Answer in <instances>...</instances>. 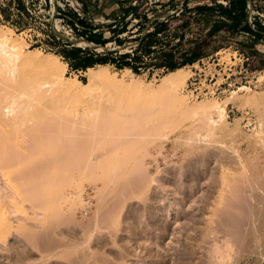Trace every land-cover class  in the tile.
Segmentation results:
<instances>
[{
    "label": "rangeland",
    "instance_id": "obj_1",
    "mask_svg": "<svg viewBox=\"0 0 264 264\" xmlns=\"http://www.w3.org/2000/svg\"><path fill=\"white\" fill-rule=\"evenodd\" d=\"M215 4H222L223 6L229 7L226 0H0V26L5 30L7 28L11 29L13 37L19 40V43L22 42V46L26 51L37 48L43 53H52L56 55L60 61L65 62L61 55L55 54V52H59L63 49L64 45L59 42V40H62L64 43H69L71 47L81 48L82 50H93V52L96 53L117 51L118 56L123 54H130L133 56L137 54L141 57V60L137 61V63L128 59V62L134 64L138 69L137 72L130 69L134 74L125 72V68H119L115 63L106 64L111 75H115L114 79L118 83L117 86L119 87V91L122 92L121 99H123L124 96L127 99H123L125 102L119 99L116 101V99H114V103L109 98H104L101 101V104L107 108V110L109 109V112L107 111L108 113L105 112V115L109 119H114V115L117 116V118L119 117L118 119L120 121H123L129 116L127 120H130L128 122L130 125L127 124L123 127L122 131L124 134L120 133L122 132L121 129H119L117 133V135L123 136V138L121 137L123 141H120L123 143L120 147V151H118L120 145L118 140H120V137L117 136V139L112 137V135L116 136L115 132H117V129H114L115 131L113 130L112 132L111 127L108 128L101 122L103 126L99 127L100 130L98 129L97 133H100V136L104 134L105 138L101 137L102 139H100L97 133L96 135L98 137H95V134L91 135V137H95L93 142L94 148L96 142L98 145L104 147L103 143H106V140L103 139H107L108 136L112 134L111 138L109 137V139H107V142L112 141L113 145L105 146L106 149L103 147L101 149L96 146L100 149L98 152L95 150L97 148H94L95 155L92 153L93 155L91 157L97 156L98 160H101V154L107 157V155L110 154L109 149L113 148L114 151H112L114 153L117 151L119 155L125 147L130 149V152L129 149H126V159L119 157L123 159L122 161L120 160V164H123L124 160V162H129L127 163L128 165L126 163L123 165L126 167V169L124 167V174L128 173L127 176L125 177L124 174H122L123 170H121L122 177L124 176L123 178L121 177L119 170L123 168L121 167L122 164L120 165L118 162L119 165L116 164L117 168L112 171V175L114 174L113 177L115 176V178L111 177V179L114 181L109 179L110 181H108L105 189H101L102 185L100 181H96L92 178H90L92 181H90L89 178L83 179V182L79 181L78 183L83 185V187H81V185L77 183L81 191H76L79 189L76 188L78 186H73L75 189H73V187L69 189L71 191L73 190L74 196L81 192L82 196L79 194V197L84 199V203L80 202L79 197V200L76 197H72L73 200L76 199L75 201L78 202L77 204L74 201V204L77 206L80 205L76 207L73 204V200L71 201L72 203L70 202L72 198L69 197L70 200L67 198L68 202H70L69 204L80 209H75V207L69 208L70 205L68 206V203L66 204L65 199H62L63 201L61 199L57 200L59 203L55 202L57 205L60 204L58 205L59 208L56 209H54L53 206L50 207L48 205L49 203L45 204L48 205L49 208H53L52 210L54 212L52 215L54 218L56 217L55 212L62 209L61 213L60 211L58 212L60 215L57 213V220L56 218L55 220L50 219L51 223L48 221V215H50L52 211L50 212V209L47 207V211H49L50 214L48 212H46L47 214L42 212V214L41 211L43 207L41 208L39 204H34L27 199H24L25 201L23 200V202L25 203L21 205V212L23 211V213L17 211L20 206L19 208L16 207V205L14 206L13 201L15 199L18 201L16 204L20 205L22 201L19 198H23L12 193V191L10 193L11 189L6 186L5 179L1 177L0 188L5 187V189H10L8 191L3 188L2 191L4 194H8L9 199H13L11 203L9 199L3 198L13 205L10 207V210H8L10 215L9 218L11 217L10 222L12 219L14 223H10L12 230H9L10 234L6 235L7 240L4 238V242L6 243L4 244V242L0 241L1 264H264V244H262L264 242H261L264 241V226L258 225L262 224L264 220V205H262L264 204V134H254L257 120L259 117L264 119V98L261 100L263 102L255 106L243 104V97L251 93V91H260L264 93V32L260 31L261 36H255L252 33L246 32L241 27H238L230 30L222 28L216 33L210 34L214 21L226 19V17L220 15L217 10L198 12L196 8L198 6H210L215 8ZM134 8H137V11L134 12ZM247 9L248 24L254 31H259L256 22H258L261 27H264V0L247 1ZM79 19L83 20L84 23H80L78 21ZM155 21H167L169 22L170 28L165 33L163 32L157 37L148 40L150 43L149 46L153 45L151 49L169 50L179 61L183 58L182 54L189 56L191 50L195 47H198L202 52L201 58L197 62L183 66L186 67L188 72V79L182 92L188 94V104L191 105L194 101L201 100L223 101L232 91H237L235 102H230L226 108V120L229 122V127L234 129L237 125L236 121L238 123V129L233 132V136L229 135L228 137V135L224 136L221 134L216 136V138L214 137V140L211 137H205L203 139V132L199 129V122L195 118L185 114L187 117H191L187 118L185 115L181 114L182 110L180 109L181 111H179V108L175 106L174 109L178 114L174 113V115L171 110L169 111V109H166L167 107L170 108L171 105L173 106L172 103H170L169 106H164L167 110H165V112H171V114L168 113L171 117L167 116L165 112L164 114L167 116L166 121L168 123L170 121L169 118H171L172 122H179L178 124L170 122L166 126L167 123L164 122V130L162 129V132L159 131L160 133H155L156 135L153 136L145 134L142 137V135L130 134L128 130H130L133 124L131 121L133 122V115L137 113V111L134 110L135 103L134 105L131 104L132 101L130 102L129 97H131V100L132 97H134L138 101L143 98H147L146 101H153L152 98H155L156 95H161L152 94V92L154 93L153 88H157L160 79L170 71L168 68L159 67L157 64L159 61L156 59L157 55L154 53L149 55L146 54L144 51L145 48L140 45L141 38L154 30L156 25ZM116 27L119 29L125 27L124 32L119 35L121 42L112 41L105 46L88 42L85 35L82 34L83 31L88 32V30H93L94 32H103V37L109 38L113 35L111 30H115ZM56 33L64 35L69 40L60 38ZM146 43L147 40L144 44ZM29 59L28 61H30V64L34 67L35 65H37L38 68L43 67L45 69L56 67V63L53 62L52 59H45L40 55L32 54ZM65 63L67 64V62ZM85 71L86 70H72L67 64L65 75L69 77L71 81L77 78L82 82H86L87 75ZM132 80L135 81L134 86H132L133 82L130 83ZM126 83H130L132 87L124 85ZM69 87L70 89L73 88V92L77 89L74 83H70ZM243 87H248L250 90ZM89 98V94L84 93L76 102L77 104L73 103V110H76L78 115H81L85 110ZM134 98L133 100L135 101ZM157 99H159L158 104ZM160 100L161 99L157 97L154 104L149 101V104L154 106V108L151 106L147 107H151L153 112L145 106L141 107L143 110H146V112L149 110V112H147L148 114L153 113L157 116L151 115V117H156V119L162 121L160 119L162 117H158V115L163 116L164 114L160 112V115L157 111L159 108L163 109L161 106L162 104L164 105V103L160 104ZM143 101L141 100L139 103H143ZM116 103H118V105ZM139 103L137 102L136 104L138 105ZM125 104L128 105V108L124 107ZM156 104L158 105L157 107ZM115 109L118 112L115 111ZM174 109L172 110L175 111ZM180 114L182 115L180 116L181 118H183V116L186 118L184 120L177 119L178 121H176V118H179ZM151 117L150 120H154L151 119ZM70 118L72 119V117ZM70 118L68 119L71 120ZM75 118L77 119L78 117L75 116ZM117 118H115L113 126L115 124L119 125L120 121ZM61 123L67 125L63 121ZM117 125H115V127ZM173 125L174 127H172ZM195 126L197 128L196 130H194ZM90 132L94 131L91 130ZM160 134H162V136H160ZM247 134L254 135L247 138ZM127 136L129 138L133 136L137 139L141 137L143 141L147 140L148 143L145 146L141 138L137 141L132 137L130 141L127 142V139L129 140ZM76 137H74L76 138L75 140L77 141L78 139L79 141L80 137L84 140L86 136ZM192 137L194 138L192 139ZM96 138L99 139L102 144H99L100 142L96 141ZM197 138L199 140H197ZM89 139L91 140L92 138L89 136ZM125 139L127 142L125 143L128 145H124ZM208 139L210 142L207 141ZM140 142L142 144L144 143V150H139L138 146H140V149L143 148ZM129 143L132 147H135L137 144L138 148H130ZM132 143L136 144L132 145ZM132 150H134V153L136 152V154H134L135 157L133 156ZM207 151L209 153H207ZM104 152L109 153L105 154ZM124 153L125 151L123 150L121 153L122 156L125 155ZM215 153H217V156ZM143 154L145 160L139 157ZM115 155H113L114 158ZM131 155L135 159L128 157ZM215 158L218 162L215 161ZM132 159L134 162L137 160L139 161V159L141 160L134 163ZM193 159L195 161H193ZM143 160L145 163L142 162ZM230 160L232 162H230ZM91 161L93 160L89 162ZM186 162L187 164H185ZM216 162L218 163L219 169L218 166H216ZM52 163L53 161L50 162V164ZM93 163L95 164V161L89 164L94 165ZM137 163L139 165L135 166ZM131 164L134 165L132 166ZM144 165L145 167H143ZM192 165L194 166L192 167ZM225 167H231L228 168V172L226 171L228 174L224 172L226 169ZM230 169L231 171H229ZM182 170L183 175L181 176ZM214 171L216 172L214 173ZM196 172L198 173L197 175ZM231 172L232 175H230ZM187 178L189 179L187 180ZM164 179L165 181H169L166 182V186L164 185L165 183H162ZM159 180L161 181L159 182ZM213 180L215 181L213 182ZM2 183L5 186H3ZM181 184L183 185L182 187ZM97 187H100L99 189L104 192L98 191L99 189ZM69 189H67V191ZM175 190L176 194L172 193ZM100 192L104 193L103 197H100L102 196ZM178 193L179 195H177ZM10 203H8V208ZM97 206L99 207L97 208ZM251 206H253V210L250 209ZM44 209L46 210L45 206ZM70 209H75V211L73 210L75 213ZM255 210L256 212L258 210V212L256 213ZM258 213L259 216H257ZM44 214H46L48 218ZM28 216L30 218L33 217V219H31V224H33V226H29L31 224L30 221L28 222L27 220L30 219ZM35 216L40 220L39 223L36 221V218H34ZM251 216L252 218H250ZM21 218L23 220L26 219L25 221L28 226L25 221L24 223L19 221L22 220ZM42 218H46V225H44V227L43 224L45 223H41L44 221ZM96 219L100 222L98 226L94 225L96 224L95 222L93 223V220L97 221ZM113 219L117 220L115 221L117 224L114 223V221V224L111 223ZM248 220H252L253 222H248ZM17 222L21 223L20 226ZM250 223L253 224L250 225ZM24 224L32 229L29 228L26 230L27 228L24 226V230L27 233L21 231L23 235L20 236V231L15 232L13 229H21ZM100 224V230L95 229L100 227ZM131 224L136 228L129 226ZM114 225H118L121 230L116 229ZM118 226L117 228H119ZM93 227L97 230L96 232L93 230ZM254 227L259 229L257 230ZM36 228H40L41 231H38ZM252 229H256V231L254 230L255 232H253L251 231ZM30 230H32V232L35 230L39 233L38 235L35 233V237L31 235L29 239L28 237H23L28 234ZM88 231L91 232L88 233ZM18 233H20V235ZM88 234L91 236H88ZM229 235L232 237L231 242ZM89 237L93 238L89 240L90 242H88ZM252 237L253 240H251ZM102 238L103 240H101ZM256 239L259 240L260 245H258V240ZM223 240L224 243H222ZM33 242H36L37 246ZM87 242L89 245L86 244ZM221 243L220 249L219 245ZM226 243H229L228 245L231 246V248L227 246L230 252H228L226 248L225 251L227 252L222 251L223 253L221 252L219 255L218 250H224V244ZM217 244L219 245L217 246ZM8 245L11 248L8 247ZM215 246L218 247V250L215 248L216 251L214 250ZM256 246L259 250L256 249ZM7 249L11 250L8 251ZM18 249L21 250V252ZM40 249L42 251H40ZM48 251H53L56 255L58 254V256L53 257L54 254ZM89 252H91V255ZM92 252H94L93 255ZM213 252L214 254H212ZM215 253H218L219 256ZM4 256L8 257L4 258ZM213 257L217 258V260Z\"/></svg>",
    "mask_w": 264,
    "mask_h": 264
},
{
    "label": "bare ground",
    "instance_id": "obj_2",
    "mask_svg": "<svg viewBox=\"0 0 264 264\" xmlns=\"http://www.w3.org/2000/svg\"><path fill=\"white\" fill-rule=\"evenodd\" d=\"M83 44H84V42H83ZM22 45H23L22 42L19 43V40H17L16 38L13 37L11 29L7 28L5 30V29H3V27L0 26V174H1L0 179H1V177H3V179H5L6 186H8V188L11 189V190L9 189L10 193L12 191V193L17 194V195H19L20 197L23 198V199L19 198L22 202L19 199H17V200H19L21 202L20 205L16 204V202H18V201H16L15 199L13 201V205L14 206L16 205V207H18V208L20 206L19 210H17V211L21 212V210H22L21 209L22 208L21 205H23V203H25V202H23V200L27 199V200L31 201L32 203H34V204H39L41 206V208L43 207L42 211L40 210L41 213L42 212L43 213L48 212L50 214V212L52 211L51 214L48 215L49 218L46 216L47 213L44 214L48 218L49 223H51L50 219L51 220H55V218H56V220H57V217H58L57 213L59 211H60V213L62 212L61 211L62 209H59L58 211L55 212V214H56L55 218L52 215V213L54 212L52 209L53 208L54 209L59 208L58 205H60V204H58V205L55 204V202L59 203V201L57 202V200L65 199L66 204L68 203V206H69L70 205L69 203L73 200V198L76 197L78 199V197L82 194L80 192L79 193L80 195L76 194V196H74L73 190L71 191L69 189L70 187L78 186V184H80V183H78L79 181L83 182V179L85 180V179H88V178H89L90 181H92L90 179V178H92V179H94L96 181L98 180V181L101 182V185H102L101 189H103V188L105 189L107 187L106 185H107L108 181H110L109 179H111V177H113V175H114V174L112 175V171L115 170V168H117L116 164H118V162L120 164V162L123 160L122 158L120 159L119 157H123V158L126 157L127 158L126 149H129V148L125 147V149H123L125 151V153H124L125 155H123V156L121 154L123 152L122 149H121L122 151L120 153L121 156L119 154H117L116 150H115L116 152L114 153L113 152L114 151L113 148L109 149L110 150L109 151L110 154L111 153L112 154L110 155V154H108L109 152L108 153L104 152L105 154L106 153L108 154L107 157H105L104 155H103L104 156L103 157L102 154H101L100 156L103 157V158H101L99 156L101 160H98L97 156H93V157H91V156L93 154L95 155L94 148L96 146L101 148V149H102L103 146L98 145V143L96 142V145L93 148V146H94V144H93L94 138L97 135L100 134V133L99 134L97 133L98 132L97 130L99 129V127L103 126V124L106 127H108V128L111 127V129H112L111 131L112 132H113L114 129H117V132H115L116 136L110 134L111 132L109 130L110 133L109 132L108 133L110 135L108 136V134H107V136H108L107 139H109V137L111 138V135H112V137H115L114 139H117L116 138L117 136L120 137V140H118L119 143H120L118 151H120V147L123 145V143H121L120 141H123V139H122L123 136L117 135V133L119 132V129H121V131H122L123 127H125L130 120L129 121L127 120V118L129 117V116H127V118H126L127 121L125 119L123 121H120L118 119L119 117L117 118V116L113 115V117L117 118L120 121L119 125L115 124V125H117L115 127V125L113 126V123H115V121H114L115 118L114 119L113 118L109 119L105 115V112L108 113L109 109L107 110V108H105L101 104L102 99H104V98L108 99L109 98V99H111V101H113V103L115 102L114 99H116V101H117V99H119L121 101H124L123 99H126L125 96H124L123 99H121L122 98V92L119 91V87L117 86L118 83L114 79L115 75H113V76L111 75V73L108 71L106 65H101L100 64V65H96L94 67L87 68L86 71H85V73L87 75V81L86 82H82L81 80H79L77 78H74L71 81V79L65 75V69L67 67V64L65 62H63V61H60L59 58L56 55H54L52 53H43L37 48L29 49V50L26 51L23 48ZM32 54L40 55L41 57L43 56L45 59L46 58L52 59L53 62L56 63V67L55 68H51V69H47V68L45 69L43 67L38 68L37 65H35V67L32 66L30 64V61H28V60H30L29 57ZM36 66H37V68H36ZM124 71L125 72H129L131 74H134L129 68H125ZM187 79H188V72L186 70V67H179V68H176L174 70H170L160 79V81H159V83L157 85V88H153L154 93L152 92V94H155V95L156 94H161V95H156L155 98H152L153 101L149 100V101H151L154 104L155 99L157 97H159L161 99L160 100L161 101L160 104L164 103V105L162 104L163 107L159 104L161 106V108H163V109H160V108H159V110L157 109L158 113L160 114V112H163V114H164L165 110L169 109V111L171 110V112L173 114L174 113L178 114L176 112V110L174 109L175 107L176 108L178 107L179 111H181V110L183 111V112L181 111V114L190 115V116H192L193 118H195L199 122V124H198L199 126L198 127L203 132V135H204L203 139L205 137H207V138L211 137L213 139L214 137L216 138V136L221 135V134H223L224 136L228 135V137H229V135L233 136L234 135L233 132L238 129V126H237L238 123L236 121L237 125H236V127L234 129H231L229 127V122L226 120V117H227L226 108H227V105L230 102H235V100L237 98V91H235V90L232 91L226 97V99L223 100V101L201 100V101H194V103L190 105V104H188L189 103L188 94L182 92V89L185 87V85L187 83ZM131 82H133L132 86H134V84H135L134 82L135 81L132 80V81H130V83ZM70 83H72V84L74 83L76 85L77 89L74 92H73V88L70 89V87H69ZM130 83H126L124 85L132 87V86H130ZM149 84H151V83H149ZM243 88H245L247 90H250V88H248V87H243ZM84 93H88L89 96H90V98L87 100V105L88 106L86 105V108L83 111V113L82 114L80 113L81 115H78L77 111L73 110V105H74L73 103H76L79 100L80 96L82 94H84ZM160 96H162V97H160ZM133 98L134 97H132V100H131V97H129V100H130V102L132 101L131 104L134 105V103H135L134 110H136L137 113H135L133 115V122L131 121V123H133V124L130 127V130H128V128H127V130L130 131V134H136V135L138 134L139 136L142 135V137L145 134L153 136V135H156L155 133H160V132H162L164 130L163 129L164 128V122L167 123L166 126L170 122H172L171 121L172 119L169 118V117H171V115L170 116L168 115V113L171 114V112H168V113L165 112L166 115L169 116L168 117L170 119L169 123L166 121L167 116L165 114L164 115L166 117L164 115L162 116L161 114H160L161 116L158 115V117H162L164 119V121H163V119L160 118L162 120V121H160L159 119H156L157 116L152 113L153 110H152L151 107L154 108V106L150 105L149 101H146L147 98L141 99L142 101L144 100L143 103L142 102L139 103L141 100L138 101L136 98H134L135 99V101H134ZM263 98H264V93L263 92H260V91L259 92H252L251 91V93H248L247 95H245L243 97V104L244 105H254L255 106V105H258L261 102H263V101H261ZM157 100H158L157 101V104H158L159 99H157ZM137 102L139 103L138 105L136 104ZM118 103H119V101H118ZM118 103H116V104L118 105ZM144 103H146L147 105L146 104L142 105ZM170 103H172L173 106L171 105L170 108H169L167 106H169ZM157 104H156V107L158 106ZM69 105H70V107H69ZM165 105H167L166 109L164 108ZM129 106H132V105H129ZM141 106H145L146 108H148L147 106H151L148 109L152 110V112H151L152 114H150V113L148 114L147 112H149V110L147 109L148 111L146 112V110H143ZM124 107L128 108V105L125 104ZM171 107H173V108H171ZM172 109H174L175 111H173ZM115 111H117V110L115 109ZM112 112H113V110H112ZM131 114H132V111H131ZM181 114L179 115V118H176V121H178L179 119L180 120H184L187 117V115H185L186 117L183 116V118H181L180 117V116H182ZM67 115H68V118L72 117V119L70 118L71 120H69L67 118ZM74 115L77 116L78 118L76 119ZM110 115H112V114H110ZM151 115H154L156 117L154 118L152 116L153 117L152 118ZM150 117H151V119H154V120H150ZM187 118H191V117L188 116ZM130 119H132V118H130ZM121 120H122V118H121ZM60 121L61 122L62 121L65 122L67 125L62 124ZM159 121H160V123H159ZM172 123H175V122H172ZM178 123L179 122H177L175 124H178ZM128 125H130V124H128ZM256 125L257 126H256L255 129H257V130L254 129V134L255 135L264 134V119H262V117H259V119L256 122ZM172 127H174V125ZM194 128H195L194 130L197 129L196 126ZM91 130L94 131V132H90ZM96 133H97V135H96ZM120 133L124 134L123 131L120 132ZM93 134H95V137L94 136L91 137V135H93ZM254 134H251V135H254ZM84 135L87 138L84 137ZM157 135H159V134H157ZM251 135L247 134V136H248L247 138H249ZM76 136H83L85 139L82 140L81 137H80V140L78 141L79 138L76 137ZM89 136H90V138H92L91 140L89 139ZM133 136H130V138L131 137L135 138ZM160 136H162V134H160ZM74 137L78 138L77 141L75 140L76 138H74ZM99 137H100V139H102L101 137L105 138L104 134H103V136L99 135ZM147 137H149V136H147ZM130 138H129V140L127 139V142L130 141ZM138 138L140 139L141 137H138ZM193 138L194 137H192V139ZM107 139H103V140H106L105 141L106 143H103L104 144L103 148H105V146H108V145H113L112 141L110 140L111 142H107ZM135 139L137 141H139V139H137V138H135ZM142 139L143 138H141V140ZM218 139H219V137H218ZM218 139H216V140L219 141ZM232 139H233V137H232ZM197 140H199V139L197 138ZM96 141H99V139H97ZM193 141H195V140H193ZM207 141L210 142L209 139ZM125 142H126V139L124 141V145H128V144H126L127 142L126 143ZM134 142H135V140H134ZM143 142L145 143V144L143 143L145 146L148 143L147 140L146 141L144 140ZM136 143H132V145H135ZM206 143H208V142H206ZM99 144H102V142H100ZM137 144H136L135 147L134 146L132 147L131 144H130V148H136ZM143 144H142L143 148H141V149H140V146H138L139 150H144L145 146ZM208 145H210V144H208ZM99 148H97L98 150L97 149H95V150L98 152L100 150ZM133 151L134 150H132V152ZM214 151H215V149H214ZM214 151H212V152H214ZM129 152H130V149H129ZM207 153H209V152L207 151ZM134 154H136V152L135 153L133 152V156H134ZM215 154L217 156V153H215ZM113 155H115V158H114ZM131 156H128V157H130V158H134L135 157V156L134 157L133 156L131 157ZM143 156H144V154L142 156H139V157H142L145 160V158H144L145 156L144 157ZM137 157H138V155H137ZM130 158H129V161H130ZM90 160L95 161V164L94 163H93L94 165L89 164V163L93 162V161L89 162ZM140 160L141 159H139V161ZM144 160L142 162L145 163ZM206 160H207V158H206ZM211 160H213V159H211ZM218 160H221V159H218ZM51 161H53L52 164H50ZM124 161H123V164L121 163L122 164L121 167L123 169H121L119 167L120 168V170H119L120 174H121V170H123L122 174L125 173L124 172V167L125 166H123V165H125V163L126 164L129 163L127 161L126 162H124ZM132 161H133V159H132ZM139 161L137 160L136 162H139ZM193 161H195V160L193 159ZM193 161H189V162H193ZM215 161H217V159ZM115 162H117V163H115ZM136 162H134V163H136ZM230 162H232V161L230 160ZM185 164H187V162ZM205 164H207V163H205ZM213 164L216 165L215 163H213ZM136 165H139V164L137 163V164H135V166ZM219 165H220V162H219ZM189 166H190V164H189ZM193 166L194 165H192V167ZM216 166H218V163H217ZM143 167H145V165ZM231 167H227V168L225 167L227 170L225 169L224 172L226 174H228L227 173L228 172V168H231ZM125 169H126V167H125ZM129 169H130V167H129ZM193 169H195V168H193ZM193 169H191V170L194 171ZM218 169H219V166H218ZM214 170H216V169H214ZM229 171H231V169ZM215 172L216 171H214V173ZM113 173H116V172H113ZM180 173H181V171H180ZM122 174H121V177H122ZM127 174H124V176L126 177ZM197 174L198 173L196 172V175ZM182 175H183V170H182L181 176ZM230 175H232V172H231ZM169 177H171V176H169ZM185 177H187V176H185ZM113 178H115V176ZM176 178H177V176H176ZM192 178H190V179H192ZM200 178H201V176H200ZM183 179H184V176H183ZM188 179L189 178H187V180ZM111 180L114 181L113 179H111ZM178 180H175V181H178ZM160 181L161 180H159V182ZM214 181L215 180H213V182ZM166 182H169V181H165V179H164V182L162 181V183H165L164 184L165 186H166ZM3 183H2V185H3ZM182 184H183V182H182ZM182 184H181V187L183 186ZM160 185H162V184H160ZM3 186H5V185H3ZM221 186H222V184H221ZM81 187H83V185H81ZM3 188L5 189V187H1L0 188V241H2V242H4V238L6 239V237H7L6 235L10 234L9 230H12L10 223H13L12 219H11V222H10V218L11 217L9 218V216H10L9 215V210H10V207L13 206V205H11V203H12L11 200H13V199H9L8 198V194H4L3 193V191H2ZM76 188H79V186L76 187ZM67 189H69V190L67 191ZM73 189H75V188L73 187ZM179 189H177V190H179ZM78 190L81 191L80 188L77 189L76 191H78ZM98 191H101V190L99 189ZM82 192H83V190H82ZM101 192H104V191H101ZM101 192H100V194H102V196H100V197H103L104 193H101ZM143 192H144V190H143ZM178 192H180V191H178ZM5 193H6V191H5ZM145 193H146V190H145ZM172 193L176 194V190L174 192H172ZM17 195H16V197L18 198ZM177 195H179V193ZM182 196H185V195H182ZM69 197L70 198L73 197V198L70 200ZM3 198L9 199V201H11V203L8 202V200H6V199H5L6 200L5 201ZM12 198H14V197H12ZM67 198L70 200V202H68ZM79 199H80V202L84 203V199H81L80 197H79ZM75 200L76 199L73 200V204H74ZM14 202H15V204H14ZM98 202H99V200H98ZM8 203H10L9 208H8V205H9ZM76 203L78 204V202H76ZM83 203H82V205H83ZM45 204H48L50 207L53 206V208L51 209V208H49L48 205H45ZM50 204H52V205H50ZM30 205H33V204H30ZM74 205L76 207L80 206V205L77 206L76 204H74ZM74 205L73 206L70 205L69 208L70 207L71 208L75 207ZM258 205H260V204H258ZM262 205H264V204H262ZM33 206L36 207L35 205H33ZM44 206H45L46 210L44 209ZM84 206H86V205H84ZM47 207H48V209H50V212L47 211ZM76 207H75V209H80V208H76ZM98 207L99 206H97V208ZM252 207L253 206H251L250 209H252ZM83 208H86V207H83ZM259 208H261V207H259ZM75 209H73V210L75 211ZM261 209H263V208H261ZM261 209H260V211H261ZM73 210H71V211H73ZM71 211H70V214H71ZM98 211H99V209H98ZM63 212H64V210H63ZM95 212H96V210H95ZM255 212H256V210H255ZM257 212H258V210H257ZM10 213H12V212H10ZM21 213H23V211ZM60 213H58V214L60 215ZM74 213H73V215H74ZM120 214H121V212H120ZM25 215H26V213H25ZM38 216H40V215H38ZM50 216H51V218H50ZM257 216H259V213H258ZM34 218H36V216ZM98 218H99V216H98ZM250 218H252V216ZM256 218H258V217H256ZM31 219H33V217H31L30 219H27L28 222L30 221V224H31ZM42 219H44V218H42ZM45 219H44V221L41 222V223H45V224H43V227H44V225H46V222H45L46 220ZM128 219H129V217H128ZM22 220H19V221L24 223V221L26 219L23 220V221ZM109 220H111V219H109ZM260 220H261V218H260ZM36 221L39 223L40 220H38V218H36ZM48 221H47V224H48ZM113 221H114V223H116L115 221H117V220L113 219L111 223H113ZM249 221L250 220H248V222ZM20 222H17L19 224V226L21 224ZM94 222L96 223V224H94L96 226H98V223H100V222H98V220L97 221L93 220V223ZM252 224L250 223V225H252ZM262 224H264V220H263ZM262 224H258V225H261L263 227L264 225H262ZM26 225H27V222H26ZM26 225L25 224L22 225L23 226L22 227L23 229L21 228L22 230L18 229V228L17 229H13V230L15 232H19L20 231L21 235H20V233H18V234L20 236H22L23 232H21V231L25 232V230H24L25 227L24 226H26ZM256 225H254V226H256ZM27 226H26V228H27L26 230H28L29 228L32 229L31 227H27ZM29 226H33V224H31ZM114 226H116V225H114ZM117 226H116V229L121 230V228L118 226L120 228L119 229V228H117ZM129 226H132V224L129 225ZM89 227H90V225H89ZM132 227H134V225ZM33 228H35V227H33ZM100 228H101V224H100V227L95 228V229H99L100 230ZM134 228H136V227H134ZM254 228H256V227H254ZM95 229L93 227V230H95ZM250 229H251V227H250ZM256 229H252L251 231L255 232ZM37 230L39 231L40 228L37 229ZM91 231H88V233H90ZM96 231L97 230H95V232ZM33 232H32V230H30V232H28V234H26L27 236L25 235V233H27V232H25L24 233L25 236H23V237H28V239H29V237L31 235H33L35 237L34 234L36 233V235H38V233H39V232H37L35 230ZM92 232H94V231H92ZM98 232H101V231H98ZM257 232H259V231H257ZM29 233H30V235H29ZM262 234H263V232H262ZM226 235H224V236H226ZM259 235H261V234H259ZM88 236H91V235L88 234ZM135 236H136V234H135ZM229 237H230V242H231V238L232 237L230 235H229ZM229 237H228V239H229ZM89 238H88V242H90L89 240H91L92 237L90 239ZM136 238H138V237H136ZM28 239H26V240H28ZM225 239H227V238H225ZM97 240H99V239H97ZM101 240H103V238ZM251 240H253V237H252ZM256 240H258V239H256ZM93 241H95V240H93ZM88 242L86 244H88ZM253 242H256V241H253ZM261 242H264V241H261ZM5 243L6 242H4V244ZM33 243H35V245L37 244L36 242H33ZM216 243H217V241H216ZM222 243H224V240H223ZM222 243L220 245L217 244V246L218 245L220 246L219 247L220 249H221ZM250 243H252V242H250ZM103 244H105V243H103ZM228 244L229 243L224 244L225 245V248L223 247L224 250H218L217 249L218 247H216V246L214 247V250L216 248V250H218L219 255H220V253L222 251L224 252L226 248H227L226 250L228 252H230L228 250V247L231 248V246H229ZM230 244H232V243H230ZM262 244H264V243H262ZM258 245H260L259 244V240H258ZM36 246H35V248H36ZM8 247H10V246L8 245ZM32 248H33V246H32ZM48 249H50V248H48ZM256 249L259 250L258 247ZM9 250H11V249H9ZM12 251H13V249H12ZM19 251L21 252V250H19ZM40 251H42V250L40 249ZM44 251H45V249H44ZM53 251H54V249H53ZM53 251L52 252L48 251V252L49 253H53L54 255L51 254V255H53V257L58 256V254L56 255ZM227 251H225V252H227ZM231 251H232V249H231ZM214 252L212 254H214ZM15 253H16V251H15ZM23 253H25V252H23ZM30 253H31V251H30ZM147 253H148V251H147ZM218 253L217 254L215 253V254L218 255ZM7 254H9V253H7ZM89 254L91 255V252H89ZM93 254H94V252H92V255ZM149 254H150V252H149ZM7 257L4 256V258H7ZM213 258H215V257H213ZM215 259L217 260V258H215ZM5 260H7V259H5ZM23 260H25V259H23ZM27 260H29V259H27ZM86 260H88V259H86Z\"/></svg>",
    "mask_w": 264,
    "mask_h": 264
},
{
    "label": "trees",
    "instance_id": "obj_3",
    "mask_svg": "<svg viewBox=\"0 0 264 264\" xmlns=\"http://www.w3.org/2000/svg\"><path fill=\"white\" fill-rule=\"evenodd\" d=\"M229 4V7L223 6L222 4H215V8L210 6H198L196 10L198 12H204V11H214L217 10L218 13L222 16H225L226 19H218L215 20L213 23V28L210 31V34L216 33L220 29H234L241 27L246 32L252 33L255 36H261L260 31L264 32V27H261V25L257 23V27L259 28V31H254L251 26L247 22V0H226ZM133 11H137V8H134ZM136 15V14H135ZM80 23H84L83 20H78ZM155 28L152 32L149 34L143 36L141 38L140 45L145 48L144 51L146 54L154 53L157 55L156 59L159 61L157 64L159 67L162 68H168L169 70H174L179 67H183L186 64H193L194 62H197L202 55L201 50H199L198 47H195L193 50H191V54L189 56L182 54L181 61L178 60V58H175V55L171 51H167L164 49H151L153 46H149L150 43L148 40L150 38L157 37L159 34L165 33L169 30V22H157L155 21ZM125 30V27L122 29L115 28V30H111L113 35L109 38L103 37V32H94L93 30H88V32H82L83 35H85L86 40L88 42L98 44L101 46L107 45L109 42L115 41V42H121V38H119V35H121ZM87 31V30H86ZM147 43L144 44V42ZM61 44L64 45L63 49L59 52H55V54H59L63 57L64 61L67 62L69 67L72 70H86L89 67H94L95 65H106L108 63H115L119 68H129L132 69L134 72H137L138 69L134 66V64L128 62V59L133 60L134 63H137V61L141 60V57L137 54H134L133 56L130 54H123L118 56L117 51H105L103 53H96L93 52V50H82L81 48H75L71 47L69 43H64L62 40H59Z\"/></svg>",
    "mask_w": 264,
    "mask_h": 264
},
{
    "label": "water",
    "instance_id": "obj_4",
    "mask_svg": "<svg viewBox=\"0 0 264 264\" xmlns=\"http://www.w3.org/2000/svg\"><path fill=\"white\" fill-rule=\"evenodd\" d=\"M247 1H250V0H247ZM60 38H63V39H65V40H69L67 37H65L64 35H61V34H58V33H56Z\"/></svg>",
    "mask_w": 264,
    "mask_h": 264
}]
</instances>
